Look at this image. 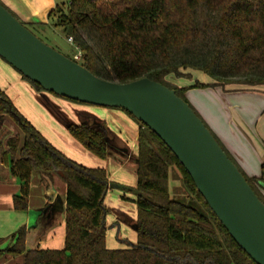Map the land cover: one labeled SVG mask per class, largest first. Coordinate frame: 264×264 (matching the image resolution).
Segmentation results:
<instances>
[{
  "label": "trees",
  "instance_id": "1",
  "mask_svg": "<svg viewBox=\"0 0 264 264\" xmlns=\"http://www.w3.org/2000/svg\"><path fill=\"white\" fill-rule=\"evenodd\" d=\"M51 17L82 53L81 59H71L107 81L129 83L146 77L175 89L186 102L185 93L193 87H264V0H69L65 9L60 5L52 9ZM20 21L27 28L43 26ZM185 70L201 71L213 83L178 87L168 80L189 76ZM22 77L36 91H44ZM125 112L139 125L136 187L112 183L104 167H87L69 158L0 88V121L8 117L18 127L1 155L10 174L22 183L14 208L28 209L34 173L44 187L54 175L66 186L63 248L26 251L27 228L22 226L11 235L13 244L0 253L24 254L21 264H257L232 238L171 149ZM68 132L91 155L107 160L106 129L82 123L70 124ZM170 167L179 172L188 202L170 196ZM239 169L264 203V162L258 177ZM112 186L132 193L137 206V237L124 248L110 249L106 244L110 210L105 199ZM5 240L0 239V246Z\"/></svg>",
  "mask_w": 264,
  "mask_h": 264
},
{
  "label": "water",
  "instance_id": "2",
  "mask_svg": "<svg viewBox=\"0 0 264 264\" xmlns=\"http://www.w3.org/2000/svg\"><path fill=\"white\" fill-rule=\"evenodd\" d=\"M0 58L44 91L132 114L176 155L239 246L257 264H264V203L175 89L146 77L129 83L97 77L44 43L1 3ZM133 229L137 230L135 223Z\"/></svg>",
  "mask_w": 264,
  "mask_h": 264
},
{
  "label": "crops",
  "instance_id": "3",
  "mask_svg": "<svg viewBox=\"0 0 264 264\" xmlns=\"http://www.w3.org/2000/svg\"><path fill=\"white\" fill-rule=\"evenodd\" d=\"M3 1L13 13L26 22H32L34 19L42 22L45 15L55 5L53 0ZM0 69L2 74L9 76V80L2 81L3 84H0V88L42 135L65 155H69V158L75 159L64 148H61L59 132L68 136L66 140L70 146H73V153L76 155L77 150H82L83 147L70 136L68 126L70 124H87L89 118L92 117L106 123L102 114L93 112L88 106L55 98L45 91H36L18 71L3 59H0ZM209 83H213V81L210 79ZM211 88L223 91L224 106L209 108L208 112H205L204 109L201 107L199 109L195 105L194 107L199 109L198 111L194 108L195 111L206 121L211 131L234 158L238 167L247 176L258 177L264 162V87L243 90H236L233 86L209 87V89ZM243 98L247 99L245 102H240V99ZM128 120L135 123L130 118ZM134 126L138 132L139 125L135 123ZM107 128L109 152L107 160H101L89 152L86 153L84 148L85 151L82 152L89 158V164L88 166L85 164V166L104 167L107 169L111 181L109 170L111 164L115 163L122 168L132 169L129 166H123V162L126 156H134L137 160V147L136 145L131 146L122 133L114 130L110 125L107 124ZM17 133L18 127L14 122L8 117L4 118L0 126V239L6 240L0 246V250H5L13 244L10 237L22 226L27 228L26 251L35 248L62 249L66 235V186L60 177L54 175L53 182L48 187H44L41 184L40 175L34 173L30 181L28 209L18 211L14 208V197L21 193L22 183L20 179L10 174L9 164L2 162L1 155L6 149L7 139ZM65 145L68 147L67 143ZM134 165L136 172L137 163ZM135 218H137V214ZM107 219L109 225L111 222L109 215ZM23 255L14 257L7 252H2L0 253V264H21Z\"/></svg>",
  "mask_w": 264,
  "mask_h": 264
},
{
  "label": "rangeland",
  "instance_id": "4",
  "mask_svg": "<svg viewBox=\"0 0 264 264\" xmlns=\"http://www.w3.org/2000/svg\"><path fill=\"white\" fill-rule=\"evenodd\" d=\"M53 1L55 5L53 6L52 9H55L57 5H60L65 9L69 2V0H53ZM0 2H2L6 7H8L3 0H0ZM49 12L45 15V19L42 21L43 23L42 27H37V28L29 27L30 30L47 45L53 47L54 49H56L57 51H59L60 53L64 54L69 58H75L77 55V50L75 48L74 43L69 42L68 40L69 38L67 37V34L63 30V28L56 25L55 18L52 17L48 18ZM32 22L36 23L40 21L34 19L32 20ZM183 72L186 74L189 73V76L181 77V78L170 76L168 77V80L172 84L178 87H191L195 85L197 82H201V83L210 82V78L201 71L185 70ZM8 78L9 76L6 74H2L0 69V84L2 85L3 82L9 80ZM45 93H48L49 95H52L55 98L62 99L50 92L45 91ZM223 94L224 93L221 89L193 87L190 88L187 91V93H185V97L188 103L190 101L193 103V104L189 103L190 105L192 104L191 106L193 108H196L194 107L196 105L199 109L201 107L202 109H204L205 112H208L209 108L214 109L217 107L224 106L225 98H223ZM245 99L244 98L242 100L240 99V102H245ZM85 106L90 107L91 110L93 112H96L97 114H102L103 117L106 119V123H105L104 121L92 117L91 119L89 118L87 124L92 125L99 129H106V130H108L107 128V124H108L111 127H113L114 130L121 132L122 136L126 138V140L129 142L131 146L134 147L136 145L137 147L136 139L138 132H137V128L134 126L135 123L137 122L134 119H132L124 110L118 108L102 107V106L87 105V104ZM199 109L196 108V110L198 111ZM199 116L200 118H202L200 114ZM129 118L131 121L135 123L130 122L128 120ZM202 120L204 121L205 124H207L203 118ZM54 129L55 131L58 132L56 128ZM59 134L61 138L60 139L61 148H64L68 154H71L70 156H73V158H75L74 160H76L77 162L82 163L84 165L86 164L88 166L89 158L88 156H85L84 152H82L85 150H83V148L82 150L78 149L77 150L78 153H76L75 155L73 153L74 152L72 148L73 146H70L69 142L66 140L68 136L67 135L64 136L61 132H59ZM63 141L65 142V144L67 143L68 147H66ZM86 153L88 152L86 151ZM131 161L137 163V160H135L134 156L131 157L126 156V158H124L123 166L126 165L132 169L124 168V167L122 168L115 163L111 164L109 170H110V177L112 178L111 180L112 183H117L129 187H136L137 174L134 171L135 165L133 162L131 163ZM257 174L259 175V172ZM169 193L174 200L188 202L186 188L183 184V180L179 172L175 167H170L169 169ZM134 199L135 197L132 193L120 190L119 188L113 186L109 191L108 196L105 199V204H108L106 206L110 210L109 220H111L106 237V244L108 248L110 249L124 248L127 246L128 241L132 242L136 240L137 232L133 229V226L134 223L136 224L135 215L137 214V206L134 203ZM3 244H1V246Z\"/></svg>",
  "mask_w": 264,
  "mask_h": 264
},
{
  "label": "built area",
  "instance_id": "5",
  "mask_svg": "<svg viewBox=\"0 0 264 264\" xmlns=\"http://www.w3.org/2000/svg\"><path fill=\"white\" fill-rule=\"evenodd\" d=\"M69 42H71V43H73V38L72 37H69ZM81 57H82V53H81V51L80 50H78V52H77V55H76V60H79V59H81Z\"/></svg>",
  "mask_w": 264,
  "mask_h": 264
}]
</instances>
